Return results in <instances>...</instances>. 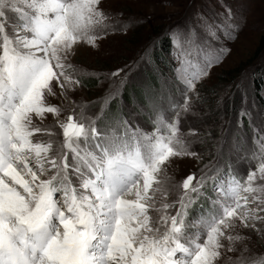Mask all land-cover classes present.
<instances>
[{
  "label": "snow or ice",
  "instance_id": "obj_1",
  "mask_svg": "<svg viewBox=\"0 0 264 264\" xmlns=\"http://www.w3.org/2000/svg\"><path fill=\"white\" fill-rule=\"evenodd\" d=\"M109 20L103 0H0V264H257L241 229L264 239V122L245 175L218 182L210 210L190 220L216 178L208 165L179 184L168 175L173 158H199L180 127L195 114L188 99L171 119L149 110L150 130L121 116L100 123L111 92L96 116L50 102L82 86L71 59ZM234 27L207 25L214 39L236 38ZM183 83L186 97L197 90L194 77Z\"/></svg>",
  "mask_w": 264,
  "mask_h": 264
},
{
  "label": "rangeland",
  "instance_id": "obj_2",
  "mask_svg": "<svg viewBox=\"0 0 264 264\" xmlns=\"http://www.w3.org/2000/svg\"><path fill=\"white\" fill-rule=\"evenodd\" d=\"M103 9L110 17L107 34L96 46L77 47L71 59L82 86L49 100L67 109L86 104V114L96 116L100 100L111 92L115 99L105 106L100 123L121 116L150 130L149 110L171 119L174 106L188 99L195 114L183 116L180 127L191 141L189 151L199 158H173L168 175L179 184L190 173L199 177L208 165L205 171L216 178L189 210L188 219L194 220L210 210L218 182L227 187L232 175H245L249 163L244 153L253 147V126L264 122V46L259 48L264 0H103ZM208 24H232L236 38L214 39ZM208 60L217 62L208 68L209 75L199 76ZM117 70L123 71L113 83L111 73ZM193 77L197 90L186 97L183 80ZM245 110L251 115L242 116ZM44 123L50 125L51 118ZM241 234L250 238L257 264H264V239L245 229Z\"/></svg>",
  "mask_w": 264,
  "mask_h": 264
},
{
  "label": "trees",
  "instance_id": "obj_3",
  "mask_svg": "<svg viewBox=\"0 0 264 264\" xmlns=\"http://www.w3.org/2000/svg\"><path fill=\"white\" fill-rule=\"evenodd\" d=\"M259 46H260L259 48H261L262 46H264V36L261 37Z\"/></svg>",
  "mask_w": 264,
  "mask_h": 264
}]
</instances>
